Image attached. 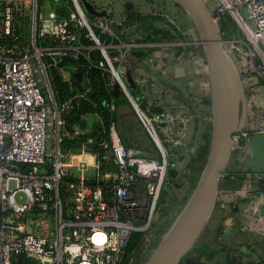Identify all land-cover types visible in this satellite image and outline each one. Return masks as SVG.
Returning <instances> with one entry per match:
<instances>
[{"label": "built area", "instance_id": "2783aa9c", "mask_svg": "<svg viewBox=\"0 0 264 264\" xmlns=\"http://www.w3.org/2000/svg\"><path fill=\"white\" fill-rule=\"evenodd\" d=\"M201 1L217 29L220 21L231 22L241 35L232 44L243 57L232 64L240 75L246 112L243 127L230 142L232 151L254 150L253 141L264 137V106L258 109L251 101L264 100V0ZM102 4L94 7L90 20L81 0H0V264H14L15 256L32 264H124L132 234L152 227L170 163L163 143L183 140L189 117L167 114L164 129H159L160 122L131 94L123 78L125 55L138 45L118 39L113 44L112 9ZM113 49L123 52L113 56ZM82 60L100 71L108 86L122 91L157 157L126 150L112 121L105 138L81 144L74 163L64 162L58 150L45 153L49 107L32 64L45 78L58 71L69 81L65 64ZM61 107L71 108L70 103ZM105 108L109 114L114 111L113 99ZM259 181H264V164L244 175L242 197L252 198L248 211L264 224ZM18 192L26 196L22 204L15 202Z\"/></svg>", "mask_w": 264, "mask_h": 264}, {"label": "rangeland", "instance_id": "374dc122", "mask_svg": "<svg viewBox=\"0 0 264 264\" xmlns=\"http://www.w3.org/2000/svg\"><path fill=\"white\" fill-rule=\"evenodd\" d=\"M100 2L103 3V6L109 4V7L112 9L110 15L113 19V33L115 36L113 38V44L116 43V39L125 44L132 41L134 44L138 45L132 52L136 49L145 47L149 48L152 53L164 50L166 54H169V58L172 59L173 57L177 61L181 60L182 64H184L183 57L187 56L185 53L190 51L192 45H197L200 55L199 53H194L193 56H200L205 60L203 49L201 45L198 44L199 38L192 18L184 9L174 4L171 0H85V2L81 0V6L87 18L94 20V7L96 8L97 4H100ZM119 10L123 12H132L140 17L141 21L137 25L138 29H134L131 32H118V30H114L120 24V21H116L119 20L117 17ZM125 16L122 19H125ZM147 17L153 18L152 23L149 25L146 21ZM125 22L128 25L130 24L129 27L135 23L122 21L121 24L124 25L126 24ZM151 26H154L157 30L168 31L171 38L165 39L163 38V34H159V36L152 35V33H149V31H151ZM24 30L27 33L26 28ZM217 30L220 33L219 38L222 40L221 42H223V51H225L231 62L234 60L233 63L237 64L235 61L243 57V55L238 52L242 51L241 48L232 44L233 39L237 40L239 37V39H241V35L238 33L237 28L232 25L231 22L220 21ZM119 52L122 53L123 51L113 49V56H118ZM96 55L97 53L94 52L89 56L93 58ZM128 55H125L126 60ZM243 62L245 61L243 60ZM204 63L206 65V61ZM88 65L87 61L82 60L78 65L71 64L67 66V68H69L71 71L70 75H72L77 74L79 69L82 70L84 66ZM114 67L117 68V64H115ZM32 69L34 71V77L41 88L45 103L49 107V114L52 117V104L55 101L53 76L54 74L59 76V72L52 71L51 74H49V78H45L42 76L36 64H32ZM235 70L237 72V68H235ZM244 70L245 74L248 73L247 69ZM184 73L188 74L186 71ZM82 74H84V72ZM144 74L147 75L146 73ZM205 75L209 87L208 70H206ZM185 76L187 75H181V77ZM238 76L240 77L239 74ZM83 79H85V77H83ZM252 80H254V78ZM64 82L70 81L64 80ZM146 84L148 87L151 85L150 82H146ZM181 86L183 87L185 85L182 83V85L178 87ZM148 87H139L138 90L141 89L145 91L147 89L148 92ZM185 90L187 89L185 88ZM179 91L182 95L185 93L183 90L181 91V89ZM258 91L262 93V88L259 87ZM190 92L193 99L197 100L200 98L203 100L201 97L202 93L199 90L191 88ZM250 95L249 93L248 98L251 97ZM179 97L180 99H184L182 96ZM157 98L158 95L152 96L151 94H145L141 95L139 100L142 108L151 117H155L160 122L159 129H164L165 125L163 121L167 114H174L178 117H189L186 125V135L180 142L178 140L176 141V138H174L176 143H171L170 141L163 143L169 155L170 162L167 172V181H165L150 231L140 234L143 242L141 245H137V248L132 251L133 253L129 251L127 254L130 244L129 241L124 252V256L126 255V257H128L129 255V258L126 259V262L124 261V264H144L147 261L160 241L175 223L193 193L202 174L209 151L211 124L205 119L203 121L201 120V118H204L201 113L205 111H197L198 106L196 102L193 104L194 102L191 103L189 101L190 99L184 101L177 98V100L174 101L173 98H166L164 103L163 99L158 101ZM251 101L255 102L258 109H262L264 106L263 99L257 102V100L251 97ZM204 108L207 110V106H204ZM156 111L158 114H156ZM48 119L49 118H47V121H49ZM171 129L173 130L172 136H174L177 130L176 122L172 125ZM46 133L45 153L53 155L56 149L49 126L46 128ZM161 136L162 134H160V137ZM150 152H154V155L157 157L155 150H150ZM253 152L254 150L249 147L245 150L236 148L231 151V158L228 166L219 173L218 189L214 206L200 237L187 255V261L191 264H264V224L258 222L254 217L256 215L252 216V213L248 211L252 198L244 199L242 197L244 175L250 172L252 168L258 167L253 161ZM87 162L91 164L94 162V159H87ZM89 174H91L90 171L85 175L88 176ZM257 190L258 193L264 192V181H259ZM14 199L16 203L22 204L26 201V196L24 193L18 192L15 194ZM243 227L246 228L245 231L242 230ZM135 235L136 234H132L131 238ZM201 246H207V254L202 253L200 255L199 253H195V250L199 249ZM209 253L213 254L211 258L207 257ZM199 255L201 257H199Z\"/></svg>", "mask_w": 264, "mask_h": 264}, {"label": "crops", "instance_id": "0c3cea01", "mask_svg": "<svg viewBox=\"0 0 264 264\" xmlns=\"http://www.w3.org/2000/svg\"><path fill=\"white\" fill-rule=\"evenodd\" d=\"M128 12L129 11H118L117 17L119 20L116 21H120V24L114 30H118V32L133 31L129 25L121 24L123 21L122 18ZM194 53H199L197 45H192V47H190V51L185 53L187 56L183 57L184 64H182L181 60L177 61L173 57L172 59L169 58V54H166L164 50L154 53H152L150 49L146 47L134 50L127 56L128 70L123 74V78L129 87L128 90L137 99H139L141 95L151 94L152 96L158 95V101L163 99L165 103L166 98H173V100L176 101L177 98L180 99L179 96L184 98L180 100L187 101L191 97L190 89L195 88L202 93L201 97L203 100L200 98L196 100L191 97L189 101L191 103L194 102L193 104L196 102L198 106L197 111H205L204 113H201V115L204 116V118H201V120L203 121L205 119L211 124L210 90L208 89V81L205 75L207 68L204 63V58L202 59V57L199 56L200 53L197 55L199 57L193 56ZM185 71L188 74H185ZM181 75L187 76L181 77ZM84 80L86 81H83L80 84V88L78 89L80 91L75 92V90L72 88L69 89L70 92L73 94L75 93L72 96V99H85L83 95L86 94L87 89H90L91 94L93 92L97 95L100 92L99 94L101 96L103 89L105 93H108L111 96L110 99H113L114 101V111L109 114L110 118L108 123L112 121L115 124L116 130L125 149L141 157L155 158L156 156L154 155V152H150V150H155L154 146L151 144L149 138L140 126L122 91L117 86H108L105 77L103 80L102 89L100 88L96 79L91 81L93 84L91 87L88 85V82L90 81L89 78H85ZM138 80L139 82L142 81V84H140ZM146 82H150L152 86H146ZM182 83L185 86L178 87L179 85H182ZM77 84L78 83H74V85ZM144 86L148 87V92L147 89L145 91L141 89L138 90L139 87ZM184 87L187 90H185ZM180 89L181 91L183 90L185 92L183 95L179 91ZM107 102L108 101H105L103 104L105 112H107L105 108V104ZM63 104L65 103H58L54 101L52 104V117L50 114L48 115L49 121H47V126H49L51 129V135L54 140L55 149L58 150L63 156V161L74 163L77 161L76 154L81 149V144L85 143L89 138L98 141L106 137L105 127L103 126L105 124L99 111H91L80 117L79 120L82 121L81 125H79L77 121L76 124H72V126H70L67 119L70 108L63 110L61 107ZM91 106L92 108H95V104H91ZM204 106H207V110H205ZM88 122H90V124ZM68 126H70V130L68 129ZM87 159L93 158L87 155ZM187 259L188 258L186 256L182 261L185 264H191L189 261H187Z\"/></svg>", "mask_w": 264, "mask_h": 264}, {"label": "water", "instance_id": "95a60500", "mask_svg": "<svg viewBox=\"0 0 264 264\" xmlns=\"http://www.w3.org/2000/svg\"><path fill=\"white\" fill-rule=\"evenodd\" d=\"M171 1L190 15L198 34V44L203 49L210 87L211 136L207 160L193 193L144 264H180L193 249L214 206L219 173L230 162L231 135L243 127L245 119L243 86L232 62L223 51L219 31L210 12L201 0ZM253 147L254 163L263 165L264 137L256 138ZM263 210L264 205L261 214Z\"/></svg>", "mask_w": 264, "mask_h": 264}, {"label": "trees", "instance_id": "16d2710c", "mask_svg": "<svg viewBox=\"0 0 264 264\" xmlns=\"http://www.w3.org/2000/svg\"><path fill=\"white\" fill-rule=\"evenodd\" d=\"M148 25L152 23L153 18L151 17H147L146 18ZM123 21H127V22H135L133 24H137L141 21L140 17H138L137 15L133 14L132 12H128L125 16V19H123ZM126 23V22H125ZM127 24V23H126ZM128 25V24H127ZM130 25V24H129ZM150 33H152V35H156L159 36V34H163V38L165 39H170V33L168 31H161V30H157L154 28V26H151V31ZM71 65V63H66V69L67 66ZM89 71V72H88ZM84 72V74H82ZM86 73V76H85ZM82 75V76H81ZM83 77L85 78H89V82L88 85L89 87L93 86L92 84V80L96 79L97 82L99 83L100 88L102 89V84H103V80L104 77H101V72L98 71L97 69H95L94 67H91L90 65L88 66H84V69H79L77 74H72L70 79V82H64L62 80V78H60V75L57 76L56 74H54L53 76V85H54V93H55V101L58 103H70V111H69V115H68V124L70 126H72V124H76L78 121V124L81 125V120L80 117L84 116L86 113H89L91 111H99L100 114L102 115V119L104 121L103 125L105 127V131L107 130L108 127V121H109V113L105 112L104 110V102L110 100L111 96L108 93H105V91L102 89L103 92H101V96H100V92L96 95L95 93L92 92L89 94H86V98L85 99H78V98H74L72 99V96L75 94H73L72 92L69 91V89H73L76 91H80L78 90L80 88V84L83 81H86L83 79ZM74 83H78L77 85H74ZM91 104H95V108H92ZM70 126H68V129L70 130ZM205 153V152H204ZM206 154V153H205ZM143 242L141 235L140 234H136L135 236H133L130 240V244H129V248L127 250V254L129 251H131V253H133L132 251H134L137 248V245H141V243ZM208 248L207 246H201L199 249L195 250V253H199L200 255L202 253L207 254ZM199 255V257H201ZM213 256L212 253L208 254V258H211ZM129 258L126 257V255L124 256V261L126 262ZM14 264H32L31 261H29L28 259H26L23 256H15L14 257ZM180 264H184V262L182 261Z\"/></svg>", "mask_w": 264, "mask_h": 264}, {"label": "flooded vegetation", "instance_id": "af4514ba", "mask_svg": "<svg viewBox=\"0 0 264 264\" xmlns=\"http://www.w3.org/2000/svg\"><path fill=\"white\" fill-rule=\"evenodd\" d=\"M246 107V106H245ZM245 112H246V108H245Z\"/></svg>", "mask_w": 264, "mask_h": 264}]
</instances>
